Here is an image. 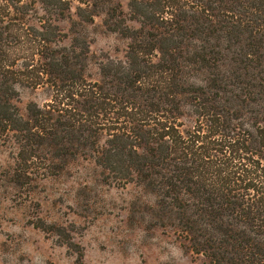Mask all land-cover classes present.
<instances>
[{"label": "trees", "instance_id": "trees-1", "mask_svg": "<svg viewBox=\"0 0 264 264\" xmlns=\"http://www.w3.org/2000/svg\"><path fill=\"white\" fill-rule=\"evenodd\" d=\"M73 12L123 55L95 61ZM20 86L49 99L23 113ZM0 146L17 185L91 162L153 194L205 264H264V0H0Z\"/></svg>", "mask_w": 264, "mask_h": 264}, {"label": "rangeland", "instance_id": "rangeland-1", "mask_svg": "<svg viewBox=\"0 0 264 264\" xmlns=\"http://www.w3.org/2000/svg\"><path fill=\"white\" fill-rule=\"evenodd\" d=\"M74 20L73 12L60 25L91 41L95 61L123 55L129 40L108 31L101 17L85 26ZM19 91L23 113L29 102L49 99L42 89L20 86ZM13 152L0 146V264H205L142 187L105 183L100 169L87 161L30 186L17 185ZM35 223L69 231L74 248Z\"/></svg>", "mask_w": 264, "mask_h": 264}]
</instances>
